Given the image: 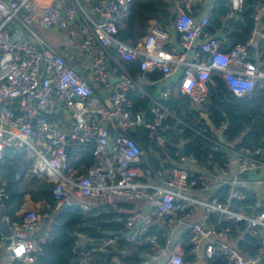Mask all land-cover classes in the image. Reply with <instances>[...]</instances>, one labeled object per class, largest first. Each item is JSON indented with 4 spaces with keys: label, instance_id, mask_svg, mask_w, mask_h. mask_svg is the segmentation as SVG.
I'll return each instance as SVG.
<instances>
[{
    "label": "built area",
    "instance_id": "built-area-1",
    "mask_svg": "<svg viewBox=\"0 0 264 264\" xmlns=\"http://www.w3.org/2000/svg\"><path fill=\"white\" fill-rule=\"evenodd\" d=\"M134 1L0 0V163L8 148L25 151L27 158L34 161L35 172L45 174L46 180L54 184V212L65 203L77 204L83 211H89L112 195L141 199L149 204L148 212L129 213L119 232L96 238L76 230L73 252L84 264H99L100 254L122 244L130 247L149 244L150 248L140 252L143 258L138 263L115 258V264H196L198 259L211 260L219 256H224L228 264H264V212L256 211V205L243 209L237 204L249 191L256 196L259 194L258 186L241 177L246 171L264 169L263 148L234 149L233 143L231 147L224 145L220 134L203 127L201 134L210 145L225 151L223 157L227 160L218 171L226 174L234 156L239 160V170L235 179L223 180L229 186L224 198L213 196L203 202L202 220L189 226L188 244L194 257L185 262L182 253L169 248L171 233L152 231V223L156 220L169 230L185 225L196 208L191 193L209 187L206 177L190 175L186 168L177 165L144 167L142 146L125 133L113 135L106 122L113 120L122 131L146 126L150 137L164 146L160 133L163 120L175 114L161 108L157 119L145 124L141 114L131 111L133 100L128 91H137L145 97L143 73L158 69L167 77L181 70V87L202 112L207 111V83L215 72L234 94L249 96L256 86L264 88V68L258 66L250 52L253 38L224 50L221 41L207 29L210 15L196 21L191 15L192 0H165L176 8L174 26L181 36V47L165 46L168 32L160 25L150 27L142 41L131 46L118 40L116 35L121 19L128 15ZM246 2L229 0L232 13L243 11ZM263 12L264 1L257 0L253 13L255 24L261 21ZM36 19L49 28L70 29L75 24L80 25L84 35L81 49L91 60L89 77L36 37L30 28ZM200 38L203 41L196 49ZM114 44L116 52L113 54L110 48ZM191 50H194L192 60L187 58ZM133 60L141 62L136 76L124 66V62ZM234 62L242 64V68H233ZM110 69L117 73L118 83L113 82ZM172 85L166 90V96L171 94ZM98 88L107 91V103L91 98L99 94ZM75 96L80 100H75ZM58 107L72 118L68 132L54 118ZM204 124L201 122L202 126ZM67 145H70L69 153ZM85 148L93 153L94 162L79 173L80 169L72 165L68 155L72 153L77 161L80 150ZM177 155L179 161L190 158L202 164L193 154ZM154 178L161 182L152 183ZM7 198V190L1 186L2 214ZM18 215L21 221L12 222L9 215L3 214L13 231L7 247L14 261L32 263L48 241L47 236L36 234L35 230L50 212L29 208ZM227 220L247 222L246 231L260 238L261 249L257 255L237 248L230 239L229 229L220 228ZM3 246H6L5 237L0 241V248Z\"/></svg>",
    "mask_w": 264,
    "mask_h": 264
},
{
    "label": "trees",
    "instance_id": "trees-1",
    "mask_svg": "<svg viewBox=\"0 0 264 264\" xmlns=\"http://www.w3.org/2000/svg\"><path fill=\"white\" fill-rule=\"evenodd\" d=\"M256 1L257 0H247L243 11L236 13L235 16H229L230 11L227 9L229 0H220L217 10L215 11V16L213 17V21L216 25L213 26H221V20L227 18L228 24H234L242 31L238 39L239 41L236 43H245L251 36L255 25L253 19L255 8H253V4ZM175 10L176 8L173 3L165 0H135L127 15L126 25L124 28H120L117 38L134 46L138 43V39L148 32L151 21L158 20V22L170 24L172 13ZM261 20L264 22L263 14ZM211 27L212 25L209 26V30H212ZM234 46H236V44ZM259 51L262 53V61L264 62V38L259 42ZM140 64L141 62L139 60H135L131 63V65L134 66L133 69H130L132 74L140 71ZM217 82V93L210 99L211 104H209V118L213 126L209 125L206 120H201L199 122H194L192 120V117L197 115L187 110V108H189L187 96H183L180 100L174 99L173 97L168 99L167 106L169 110L175 114L177 119H182L188 124L184 127L181 136H170L169 130H162L161 132L162 135L167 138L168 142H166L165 145L174 160L179 161L177 153L181 155V148H183L186 156H190L191 154L195 155L203 164L207 165L209 169L213 167L218 169L226 162L227 158L223 157L225 151H220L211 146L201 134V132H203V127H206L208 132H217V130H220L224 138L223 144L231 147L230 143H233L234 149L238 150L242 147L251 150L258 147L264 149V88L256 86L250 96L245 97L242 101H238L235 94L227 87L222 78L218 77ZM128 95L133 100L131 111L137 114L138 107L140 105L145 106L148 97H142L138 92L132 90L128 91ZM182 109L184 111L186 109V115L181 113ZM153 121L154 120H152V122ZM201 122L205 123L204 126L201 125ZM173 123H175L173 120H169V124ZM117 133H125L135 139L144 149H147L149 153L151 143L153 145L155 143V140L150 137V130L146 127H139L135 133H130L129 130L122 131L118 129ZM181 142L183 143L182 147L179 146ZM209 156L210 158L208 160ZM68 157L72 165L80 169L79 173H82L84 169L90 167L94 162V155L88 148L80 150V158L77 161H75V156L72 153H70ZM33 164V160L27 158L25 151H19V149L16 148L6 149L4 159L0 163V187L4 186L8 193L3 214L9 215L12 222L21 221L18 211L22 208L25 196L28 194L33 201L44 202L43 212H50V216L45 220L44 227L46 231L44 234H46L48 241L43 245L42 252L36 256L35 261L32 263L22 261H16L15 263L84 264L73 252L75 247V231L81 230L88 235L101 238L107 236L109 234L107 233L108 231L112 233L119 232L123 229L124 224L116 221V215L111 213L105 205L99 208H92L89 211H83L79 205L72 204L54 212V184L39 177L32 170ZM161 164V159L153 158L143 166L146 167L149 165L153 168L172 166V164H165L164 166H161ZM261 171L264 172V169ZM262 177L264 180V173ZM241 178L248 180L246 174H243ZM228 191L229 186L224 185L220 188L216 196L218 195L217 197L224 198ZM256 201V195L251 194L249 191L247 196L243 200L238 201L237 204L245 209V207L249 205L255 206ZM255 210L264 212V205L262 204L256 207ZM127 215H122L123 219H125ZM214 221H216V218H214ZM220 228L229 229L230 238L233 240L237 239L236 246L240 250L248 251L253 255L259 253L261 249L260 238L246 231V221L227 220L220 225ZM154 229L155 228H152V231H154ZM2 238L3 236L0 233V241ZM127 247L130 249L135 248L139 252H142L149 249L150 245L143 244ZM106 254L107 253H104V255ZM218 258L219 257H215L211 259L210 262L214 263V261H219ZM128 262L138 263L140 259L131 256Z\"/></svg>",
    "mask_w": 264,
    "mask_h": 264
},
{
    "label": "crops",
    "instance_id": "crops-1",
    "mask_svg": "<svg viewBox=\"0 0 264 264\" xmlns=\"http://www.w3.org/2000/svg\"><path fill=\"white\" fill-rule=\"evenodd\" d=\"M219 1L220 0H192V2H191V15L196 21H200L201 18L205 15H210V17H209L210 21H209V25H208L207 29L209 30V26L212 25V27H211L212 30L211 29L209 30L211 35L218 38L221 41L222 49L228 50L232 46H234L235 44L236 45L239 44L236 42L239 41L238 39H239L240 33L242 31H241V29L237 28L234 24L233 25L228 24L227 18H223L221 20L222 21L221 26H219V27L213 26V25H216L215 22L213 21V17L215 16V11L217 10V6H218ZM227 7H228L227 8L228 11H230L229 16H235L236 13H232V11L229 7V3L227 5ZM263 16H264V12H263ZM94 17L97 20L99 19V17L97 15H94ZM221 17H223V16H221ZM126 20H127V16L123 17L121 19L120 28L125 27ZM150 24H151L150 27H152L153 25H160L161 27L166 29V31L168 32V39L166 41L165 46L167 48H169L170 46H175L178 48L181 47V44H180L181 36L174 26V21H171L170 24H166V23L158 22V20H153V21H151ZM150 27L148 28V32H149ZM120 28H119V30H120ZM146 34L143 35L142 37H140L137 42L142 41V39L146 36ZM77 36L81 37V41L78 43H74L73 41L77 38ZM116 37H117V35H116ZM250 38H253V43L251 45L250 52L256 57L255 61L258 64V66L264 68V62L262 61V53L259 51V42H260V40H262L264 38V22L262 20L258 24L254 25V28L252 30V33H251V36L249 37V39ZM83 39H84V35L81 32L80 25L79 24L73 25L70 28V31L68 32L67 38L65 39V41H63L62 45L59 47V50H60L59 53H61L67 59V62L71 66L75 67L76 69H78L80 71L87 72V64H90V67H91V60H90V58H88L85 55V53L81 49V43H82ZM118 40H120V39H118ZM202 41H203L202 38H200L197 41L196 49L200 48V44L202 43ZM47 44H49V43H47ZM110 51H111V53L114 54L116 52V47L112 45L110 48ZM193 54H194V50H191L190 52H188L187 58L192 60ZM132 62H134V60L124 62L125 68L130 73H131L130 69H133V67H134L133 65H131ZM232 67L235 69H241L242 64H240L239 62H234L232 64ZM109 72H110V75L113 79V82L118 83L119 78H117V73L112 69H110ZM139 72H137L135 74L131 73V75L136 76ZM143 75L144 76L142 77V85H143V88L146 92V96L148 98H147L146 105L145 106L140 105L138 107L139 109L137 110L136 113L141 114L142 118L144 119L145 124H147V123L152 122V120H156L158 115H159V112L162 111L163 108L169 109V107L167 106L168 105V99L173 97L174 99L180 100L183 96H187V95L184 93V91L181 87V83H180L181 78H182V71L181 70H179L175 75L170 76V77L165 76L163 74V72L161 70H158V69L157 70H151V71L150 70L145 71L143 73ZM218 77L222 78V76L219 73L215 72L213 74L212 80L207 83V89L209 92V102L207 104V111L196 112L195 110H193L191 108L192 101L187 96V101L189 102V104H188L189 108H187V110L189 112L190 111L194 112L195 115H197V116L192 117V120L194 122L206 120L209 125L213 126L211 123V119L209 118L210 117L209 104H211L210 99L217 93V87H218L217 78ZM223 81H224V79H223ZM170 84H173L172 85L173 87L171 88V94L169 96H166L165 92L168 89ZM235 96H236V98L238 97L236 94H235ZM245 97H247V96H243V99ZM91 98H98L99 103H103V102L107 103V96H106V98H104L100 94V92H99V94H94L93 97H91ZM242 100H240V101H242ZM181 113L186 115V109H185V111L182 109ZM54 118L58 119L61 122V127L64 131L68 132L70 130L72 118H71L70 114L66 110H64L62 107L57 108V111L54 115ZM169 120H171V121L173 120L175 123L179 122L180 123V129L183 131H184V127L187 126L188 124L182 119H179V118L177 119L176 116L175 117L168 116L163 120V130H169L170 136H172V135L181 136L182 134L178 135L176 132H174L173 130L170 129L175 123L169 124ZM106 122H107V125L109 126L112 134L113 135L117 134V130L120 128L115 125L114 121L113 120H107ZM140 127H146V126H140ZM138 128H136V131ZM183 131H182V133H183ZM161 132L162 131H160V133ZM217 132L219 134H221L220 130L219 131L217 130ZM161 135H162V133H161ZM163 137H164V141L166 144V142H168L167 138L165 136H163ZM182 144L183 143L181 142L179 144V146L182 147ZM161 148L167 149V146L166 145L160 146L159 144H157L156 141H155L154 145L151 143L149 158L147 157L146 159H143L141 157L142 163L145 164L146 162H149L153 158H156V159L158 158V159H161V161H162L161 166H164L165 164L177 165V166L186 168L189 171L190 175H196V176L197 175H204L206 177V180H207L208 185H209V187L206 190H195V192L191 193L192 197L196 200V208H195V211L192 214L191 218L188 220V222L185 225L176 226L172 230L164 231L162 229V226L156 220L152 223V228H155L154 229L155 232H158L159 234H163L165 232L171 233V244L169 247L170 250L182 253L185 262H189L194 257L190 251V247L188 244L189 226L195 222L202 220V214L204 211L203 202H207L213 196H216V194L220 191V188H222L225 185L224 184L225 180H233L237 177V173L239 170V160L235 156L232 157L230 160L231 165H230L229 171L226 174H222L221 172L218 171V169H216V167L209 169L207 165H205L203 163L202 164L197 163L193 159H190V158L185 160V161L173 160V162L172 161H165L163 163L164 158L161 157L160 154L157 155V150L161 149ZM33 163H34V161H33ZM33 166H34V164H33ZM33 166H32L33 169L32 168L31 169L35 172ZM261 170H263V169H261ZM261 170H258V171L255 170L252 172H248L247 174L245 173L248 176V181H251L253 184H255L256 186L259 187V194L256 196L257 197V201H256L257 207L261 206L262 204L264 205V182L261 181V180H263L262 174L264 172H262ZM35 173L39 177L41 176L37 172H35ZM158 181L161 182L157 178H154L151 180L152 183H157ZM76 200H78V199H76ZM102 205H105L106 208L111 213L116 215V219H115L116 221L122 222L123 224H124V219H123L122 215H127L133 211L148 212L150 210L149 204L144 200H141V199L128 200V199L123 198L119 195H112L110 198L103 199L102 201H99L93 208H99ZM29 208L37 209V210L43 212L42 210L44 209V202L43 201H37V202L33 201L31 199V196L28 194L25 196V201L22 205V208L18 212L21 215L22 211L29 209ZM44 227H45V219L40 221L37 229L35 230V233L46 236V234H44L46 232ZM161 231H162V233H161ZM107 233L112 234L111 231H108ZM230 239L236 245L237 239L236 240H233L232 238H230ZM205 245H206V243H204L202 247L204 248ZM135 252L138 253L137 256L133 255V253H135ZM168 254H169V252L167 251L165 253L164 257L166 258L168 256ZM131 256L135 257L137 259H140V260L143 258L142 254L138 250H136L135 248L130 249L127 246H125L124 244H122V245L111 248V250L109 252H107L106 255H104V253L100 254L99 255V258H100L99 264H115V258H122V259L129 261V257H131ZM218 260L219 261H214V263H213V262H210V260L198 259L196 264H228V261L224 256H219ZM15 262L16 261H14L11 257V252L8 249V247L7 246L1 247L0 248V264H16ZM149 264H157V263L156 262H150Z\"/></svg>",
    "mask_w": 264,
    "mask_h": 264
},
{
    "label": "rangeland",
    "instance_id": "rangeland-1",
    "mask_svg": "<svg viewBox=\"0 0 264 264\" xmlns=\"http://www.w3.org/2000/svg\"><path fill=\"white\" fill-rule=\"evenodd\" d=\"M30 28L35 33L36 37L41 39L44 42L49 43L50 46H52L57 52H60L59 47L62 45L63 41L68 36V32L70 29H60V28H49L41 25L38 21V19L34 20L30 24ZM81 41V37L77 36V38L73 41L74 43H78ZM86 76L89 77L90 73V64H87V72ZM160 154L161 157H163V163L165 161H172L174 158L171 156L169 151L166 148H161L157 150V155ZM150 153L147 151V149H144L142 158L146 159L149 158ZM42 176V177H41ZM41 178L46 179L45 174H41Z\"/></svg>",
    "mask_w": 264,
    "mask_h": 264
},
{
    "label": "water",
    "instance_id": "water-1",
    "mask_svg": "<svg viewBox=\"0 0 264 264\" xmlns=\"http://www.w3.org/2000/svg\"><path fill=\"white\" fill-rule=\"evenodd\" d=\"M253 8H255V3L253 4ZM176 17H177V13L176 12H173L172 13V16H171V21H175V19H176ZM113 46H115L116 47V45L114 44ZM140 60H142V58H140ZM115 81V80H114ZM99 92H100V94L104 97V98H106V96H107V91H105V90H99ZM75 98V100H80V97L79 96H75L74 97ZM243 99V96H238L237 97V100L238 101H240V100H242ZM191 108L193 109V110H195L196 112H198L199 110L197 109V107L192 103V105H191ZM99 116V115H98ZM171 130H173L174 132H176L178 135H181L182 134V131L183 130H181L180 129V123L179 122H176L171 128H170ZM129 132L130 133H135L136 132V128H134V127H132V128H130L129 129ZM219 139L222 141V140H224V138H223V136L220 134L219 135ZM208 147H209V145H208ZM141 149L144 151V148L143 147H141ZM69 150H70V145H67L66 146V152L67 153H69ZM181 153H182V155L183 156H186L185 155V152H184V150H183V148H181ZM246 174L248 173L247 171L245 172ZM70 204L69 203H65L64 204V207H67V206H69ZM162 226V229L164 230V231H169V229L166 227V226H164V225H161ZM0 233L5 237V239H6V246H9V244L11 243V235H12V233H13V231H12V229H11V227L9 226V224L8 223H6L5 222V220H4V218H3V214L0 212ZM137 252H135V253H133V255L134 256H137Z\"/></svg>",
    "mask_w": 264,
    "mask_h": 264
}]
</instances>
